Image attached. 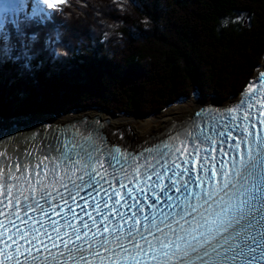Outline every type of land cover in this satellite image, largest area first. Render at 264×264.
Instances as JSON below:
<instances>
[{
  "label": "snow or ice",
  "instance_id": "1",
  "mask_svg": "<svg viewBox=\"0 0 264 264\" xmlns=\"http://www.w3.org/2000/svg\"><path fill=\"white\" fill-rule=\"evenodd\" d=\"M63 3L0 0V106L55 66L43 44ZM206 113L150 147L86 119L0 140V264H264V70ZM30 116L0 107V127Z\"/></svg>",
  "mask_w": 264,
  "mask_h": 264
},
{
  "label": "trees",
  "instance_id": "2",
  "mask_svg": "<svg viewBox=\"0 0 264 264\" xmlns=\"http://www.w3.org/2000/svg\"><path fill=\"white\" fill-rule=\"evenodd\" d=\"M46 62L2 110L147 117L190 97L235 99L264 52V0H64ZM57 33L59 37L57 38Z\"/></svg>",
  "mask_w": 264,
  "mask_h": 264
},
{
  "label": "bare ground",
  "instance_id": "3",
  "mask_svg": "<svg viewBox=\"0 0 264 264\" xmlns=\"http://www.w3.org/2000/svg\"><path fill=\"white\" fill-rule=\"evenodd\" d=\"M261 70L262 66H260L258 72ZM208 104L209 103L206 101L194 103L187 100L184 102L183 105L178 106L176 108H172L163 115L151 118L150 120H148V122L141 125V128L132 129L133 131H124L125 126H128L130 123L124 117H112L111 115L106 114H104V116L100 114L101 118L98 114L93 117H90V113H88L87 111L72 113L71 115H69V117L65 118V120L62 121H51L46 118H34L32 120H28L26 124L19 126L15 130L10 127H0V140H4L7 136L15 137L18 134L28 135L30 131H35L36 129H39L42 124H48L52 126L78 125L82 119H86L88 121L99 120L101 123L105 124L104 128L101 131L104 133L107 139L122 141L123 137L126 138L129 135V138L133 141L134 144L128 142L126 143L132 145V147H136L137 145L145 144L150 138L157 137L161 133H164L167 129L171 128L174 124L178 123L179 121L186 120L190 115H193L196 111L200 110L201 108H204L206 106H213L216 108L225 107H221L218 104ZM228 105H226V107ZM94 117H96L95 120L93 119Z\"/></svg>",
  "mask_w": 264,
  "mask_h": 264
},
{
  "label": "rangeland",
  "instance_id": "4",
  "mask_svg": "<svg viewBox=\"0 0 264 264\" xmlns=\"http://www.w3.org/2000/svg\"><path fill=\"white\" fill-rule=\"evenodd\" d=\"M263 63H264V52H263V54H262V57H261V60H260V62H259V65L257 66V68L255 69V71L253 72V74H252V76H251V78L249 79V81H248V83H250V82H252L253 80H254V78H255V76H256V74L258 73V70H259V68H260V66H262L263 65ZM247 83V84H248ZM246 84V85H247ZM187 100H189V101H191V102H194V103H198V102H202V101H206V102H208L209 104H218L219 106H226V105H228V104H231L232 102H234L235 100H236V98L235 99H229V100H220V99H218V98H213V97H198V96H194V97H190V98H188V99H184V100H182V101H180V102H178V103H176V104H174V105H172V106H170V107H167L165 110H163L161 113H159V114H154V115H150V116H147V117H139V116H126V115H112V114H110L112 117H124V118H126L130 123H129V125L128 126H125V129H124V131H133L132 129H139V128H141V125H143L144 123H146V122H148V120H150L151 118H153V117H157V116H160V115H163L164 113H166L167 111H169L170 109H172V108H176V107H178V106H181V105H183L184 104V102L185 101H187ZM208 104V105H209ZM101 109H84V110H75V111H71V112H69V113H67V114H65V115H62L61 117H59V118H55V119H51V118H48V117H43V116H33V117H31L29 120H32V119H34V118H46V119H49V120H51V121H62V120H65V118H67V117H69V115H71L72 113H77V112H81V111H87L88 113H90V117H93V116H95V115H99V117L101 118V115L100 114H102L103 116H104V114H106V111H104V110H101ZM106 115H108V114H106ZM102 116V117H103ZM150 125H152V124H150ZM122 133V132H121ZM128 135V134H127ZM128 137V138H127ZM126 138L128 139H126V138H124L123 137V140L122 141H124V142H128V143H131V144H134L133 143V141L129 138V135L127 136ZM112 138H113V136H112ZM154 137H152V138H150L148 141H150L151 139H153ZM109 141H111V142H115V143H120L121 141H118V140H110L109 139ZM132 141V142H131ZM144 143V142H143Z\"/></svg>",
  "mask_w": 264,
  "mask_h": 264
},
{
  "label": "water",
  "instance_id": "5",
  "mask_svg": "<svg viewBox=\"0 0 264 264\" xmlns=\"http://www.w3.org/2000/svg\"><path fill=\"white\" fill-rule=\"evenodd\" d=\"M101 111V110H100ZM106 114L110 115L108 112H106ZM96 117H94L93 119L95 120ZM109 140V139H108ZM111 142V141H110Z\"/></svg>",
  "mask_w": 264,
  "mask_h": 264
}]
</instances>
